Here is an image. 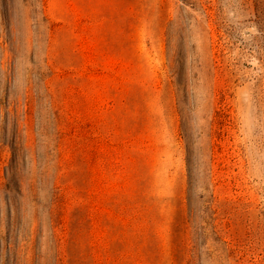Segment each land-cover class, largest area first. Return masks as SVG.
Masks as SVG:
<instances>
[{
    "label": "rangeland",
    "instance_id": "374dc122",
    "mask_svg": "<svg viewBox=\"0 0 264 264\" xmlns=\"http://www.w3.org/2000/svg\"><path fill=\"white\" fill-rule=\"evenodd\" d=\"M0 264H264V0H0Z\"/></svg>",
    "mask_w": 264,
    "mask_h": 264
},
{
    "label": "trees",
    "instance_id": "16d2710c",
    "mask_svg": "<svg viewBox=\"0 0 264 264\" xmlns=\"http://www.w3.org/2000/svg\"><path fill=\"white\" fill-rule=\"evenodd\" d=\"M183 127H185L183 125ZM189 155L191 154L190 152V149H189ZM189 165H191L190 169H189V176H190V193H189V196H188V201H189V206H190V216L193 217V218H198V210H196V207L194 205V197L193 195L191 194L194 190H196V185L194 183V171L192 170V164H191V159L189 157ZM201 231H205V226H202L200 227Z\"/></svg>",
    "mask_w": 264,
    "mask_h": 264
}]
</instances>
